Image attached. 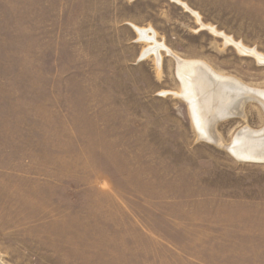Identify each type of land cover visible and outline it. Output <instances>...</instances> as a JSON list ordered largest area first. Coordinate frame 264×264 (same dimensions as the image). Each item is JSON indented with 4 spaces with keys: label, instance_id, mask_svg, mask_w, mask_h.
Returning a JSON list of instances; mask_svg holds the SVG:
<instances>
[{
    "label": "rangeland",
    "instance_id": "obj_1",
    "mask_svg": "<svg viewBox=\"0 0 264 264\" xmlns=\"http://www.w3.org/2000/svg\"><path fill=\"white\" fill-rule=\"evenodd\" d=\"M263 58L264 0H0V264H264V161L227 149L264 106L206 139L176 65L264 90Z\"/></svg>",
    "mask_w": 264,
    "mask_h": 264
},
{
    "label": "bare ground",
    "instance_id": "obj_2",
    "mask_svg": "<svg viewBox=\"0 0 264 264\" xmlns=\"http://www.w3.org/2000/svg\"><path fill=\"white\" fill-rule=\"evenodd\" d=\"M136 31L140 38L154 40L153 36L148 35L146 29L136 27ZM236 45L244 48L239 43ZM244 51L246 52V50ZM142 55L145 56L146 51ZM256 55L261 57V54ZM176 65L177 74L182 84V95L189 103L192 119L197 130L206 139L217 140L210 129V124H213L218 118L235 113L243 98H256L264 106V90H253L234 78L219 75L200 61L177 59ZM227 149L239 159L264 161V128L261 130H250L248 128L239 130Z\"/></svg>",
    "mask_w": 264,
    "mask_h": 264
}]
</instances>
